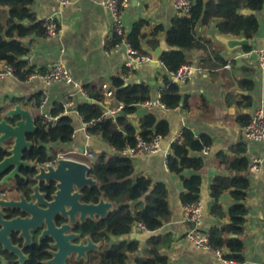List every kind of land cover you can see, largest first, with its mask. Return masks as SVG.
Listing matches in <instances>:
<instances>
[{
  "label": "crops",
  "instance_id": "crops-1",
  "mask_svg": "<svg viewBox=\"0 0 264 264\" xmlns=\"http://www.w3.org/2000/svg\"><path fill=\"white\" fill-rule=\"evenodd\" d=\"M33 9L40 21L54 18L60 33L55 38L33 35L22 40L29 50L25 56L26 68L34 69V73H44L54 62L62 61L83 92L70 84L48 85L40 76L27 81H21L14 76L0 79L2 107L10 110L22 105L32 111L35 117L39 115V97L42 101L47 100L50 108L55 104L65 105L74 101L75 111L70 116L73 119L75 137L68 144H53L50 148L81 150L89 147L95 153H112L113 149L100 137L93 135L90 141L87 140L82 131L83 119L78 111L79 106L88 103V100L95 102L88 96L91 87L102 88L104 83L111 84L112 78L121 76L125 68L124 63L128 56L126 46H108L113 39L111 15L102 7L101 0H79L67 6H62L55 0H34ZM255 15L259 29L250 39L255 41V44L249 46L251 50L243 48L231 55L216 39V35L221 34L218 30L220 20L213 19L208 24L200 21L196 26V34L199 38L211 42L212 46L207 51L194 49L187 52L189 63L202 67L203 71L196 72L191 80L179 85L183 97L187 99L186 102L174 109H149L158 120L168 121L170 134L164 138L160 152L140 155L132 158V161L137 177H149L154 182L167 186L171 216L157 232L142 230L137 225L130 235L124 236V240H136L140 244L139 251L130 255L127 264H136L138 257H146L149 240L165 234H171L173 239L169 248L161 250L168 258L167 264H225L213 253L189 242L186 236L195 227L201 232L209 233L214 227L230 223L228 217L222 220L212 216L210 212L214 203L211 193L214 179L220 175H235L220 166V154L225 153L235 158L238 155L233 152V148L243 145L246 152L242 156L248 161L251 156H262L264 143L246 141V126L242 124L245 117L252 119L257 108L264 106V71L259 66L257 54L258 50L264 49V6ZM177 16L179 15L174 0H131L130 7L123 14L130 31L139 21L149 23L144 29L147 37L143 41V48L151 54V58L158 48L162 49L163 53L173 49L167 43V32ZM156 26H162L163 31L157 37L159 46L154 49L148 43ZM221 58L226 65H221ZM150 63L133 71L125 80L128 85H150L152 99H155L161 94L163 77L168 75V71L161 62L156 67H151ZM247 99L252 102L248 108L243 106ZM132 122L139 127L140 117L132 118ZM185 128L191 129L196 137L207 134L213 138L210 148L191 153L193 157H201L204 160L203 169L198 173L190 169L183 172L186 178L195 174L202 177L199 202L203 217L198 225L187 221L186 206L181 202V195L185 192L182 177L172 173L167 164L172 145ZM246 176L251 186L244 202L248 211L246 221L243 233L239 236L245 246L244 261L240 264H264V167L261 172L253 174L248 169ZM233 200L235 199L227 192L220 202L228 209ZM112 240L114 243L121 241L120 238Z\"/></svg>",
  "mask_w": 264,
  "mask_h": 264
},
{
  "label": "trees",
  "instance_id": "trees-1",
  "mask_svg": "<svg viewBox=\"0 0 264 264\" xmlns=\"http://www.w3.org/2000/svg\"><path fill=\"white\" fill-rule=\"evenodd\" d=\"M193 6L187 16H177L167 32V43L172 50L166 51L161 56V63L167 69L168 75L163 77L161 88V100L168 109L180 106L186 97L182 95L181 87L172 79V74L184 64L189 63L188 51L194 49L207 51L212 43L199 38L196 34V26L201 21L208 24L213 19H219L218 30L221 34L252 39L259 29V22L256 15H245V9L260 11L264 6V0H192ZM34 0H0V70L3 65L14 68L15 76L21 81H27L34 74V69H27L23 59L29 52L23 43L28 36H47L45 21H40L33 9ZM149 25L147 21L137 22L128 35L132 47L140 54L151 57V54L144 50L143 41L146 39L144 29ZM163 31L162 26H156L151 33L149 46L156 49L159 46L157 38ZM121 39L114 36L109 43L114 48ZM251 50V47H245ZM221 65H226L224 59H220ZM133 70L123 68L122 75L113 77L112 88L115 90L114 99L124 102L125 115L120 116L116 122L102 120L95 127L90 129L92 135L98 136L108 144L112 153H95L90 176L98 181L93 188H86L83 191L85 203L97 204L102 198L115 204V209L105 219L88 220L85 224L79 225L78 231L83 237H90L94 243L100 244L101 248L88 254L87 260L76 261L70 259L68 264H127L131 254H136L140 249L138 241L113 242V238H120L130 235L134 227L143 224L146 230L157 232L165 222L170 219L169 191L167 186L161 182H154L145 176L137 177L133 161L120 153L126 148L133 147L137 143V136L151 141L155 136L167 137L170 134V125L167 120H158L157 116L148 111L140 117V124L137 127L131 115L145 102L152 99V87L145 83L128 85L127 78ZM102 88L93 86L88 96L95 100L94 103H83L78 111L85 121L98 119L103 113L102 103L105 100ZM38 106L42 100L37 98ZM243 105L248 108L252 102L247 99ZM14 104V103H13ZM51 112L58 115L63 112L62 104H55ZM7 107H2L0 101V121ZM18 118H8V122L15 125ZM251 121L245 117L242 124L247 126ZM36 130L27 135V139L33 146L26 149L23 159L33 164L46 163L53 159L56 150L51 149L53 144H68L72 141L75 132L73 119L70 115H62L55 125L44 124L40 115L35 116ZM213 138L210 135L202 134L196 137L195 133L188 128L182 131V136L172 145V152L168 155L167 164L169 170L181 175L185 192L181 195V202L187 206L199 201L202 187V177L195 174L190 178L183 176L185 170L200 172L204 167V160L201 157H193L192 152H201L210 148ZM14 140L10 139L0 144V162L4 161L12 153ZM238 156L231 158L225 153L219 156L220 166L224 170L234 172L235 175H220L216 177L211 186V193L214 203L211 207L212 216L220 219L229 218L230 223L220 227H214L209 231L210 243L216 250L223 252L228 260L238 263L244 261V242L239 236L242 235L246 221L247 208L244 204L251 182L246 176L249 169V161L243 157L246 147L243 145L233 148ZM21 173L25 179L18 177L13 180V186L22 189L29 179L36 174L33 167H23ZM35 182L32 181V184ZM55 188L47 189L49 196ZM27 195L31 188L25 189ZM229 192L236 204L228 209L220 202L225 193ZM11 217L14 214H10ZM236 235V237H231ZM14 244L22 245L18 235L12 237ZM172 235L165 234L152 237L149 242V249L146 257H138L136 264H167L168 258L161 250L169 248L172 244ZM51 240L34 242L24 248L28 256L26 264H49L52 258L50 252ZM0 254L6 260V264H18L17 258L10 252L4 251L0 245ZM0 264H3L0 261Z\"/></svg>",
  "mask_w": 264,
  "mask_h": 264
},
{
  "label": "water",
  "instance_id": "water-1",
  "mask_svg": "<svg viewBox=\"0 0 264 264\" xmlns=\"http://www.w3.org/2000/svg\"><path fill=\"white\" fill-rule=\"evenodd\" d=\"M245 15H255L256 11L245 9ZM217 41L224 46L228 54L241 50L245 47L255 44L246 37H237L232 35L218 34ZM163 55L162 49L158 48L152 55L151 67H156L161 62ZM24 60L26 57L23 58ZM84 101L86 98L82 96ZM88 103H94L87 101ZM148 113L147 108H139L137 112L131 115V118L137 119ZM8 118H18L15 125L8 122ZM36 130L35 117L29 109L22 105L7 110L0 121V144L7 140H14V146L11 155L0 163V176L6 174L13 167L15 168L4 182L15 176L20 175L22 167H36L23 159L26 149L33 146V143L27 139V135ZM91 167L87 164L73 161L60 160L56 167H41L40 175L36 180L40 182H58V191L53 196V201L46 198V195L40 193V187H35L33 199L38 202L27 203L24 198L21 202L0 201V206L5 209L9 207L22 208L28 212L31 217L15 218L12 220L4 218V214L0 213V245L5 251H10L20 257V264H25L27 258L23 255L22 250L15 246L11 240L13 233H20L21 237L26 239V244L31 242V231L37 233L43 229L41 241L46 237H50L54 243L52 245V258L49 264H68V259L74 254L77 260H87L88 254L101 248L100 244H96L90 237L81 240L82 234L74 232L78 230L79 224L83 225L88 220L105 219L110 212L115 209V204L106 201L104 198L97 204L83 202L84 189L93 188L98 185V181L90 176ZM236 204V200L232 201ZM41 205V206H40ZM63 218L66 222L62 226H58L56 220ZM124 237H120L124 241ZM81 240L80 243L75 241ZM0 261L6 264L4 258L0 255Z\"/></svg>",
  "mask_w": 264,
  "mask_h": 264
},
{
  "label": "built area",
  "instance_id": "built-area-1",
  "mask_svg": "<svg viewBox=\"0 0 264 264\" xmlns=\"http://www.w3.org/2000/svg\"><path fill=\"white\" fill-rule=\"evenodd\" d=\"M62 6H67L75 3L79 0H55ZM131 0H101L102 7L111 15L113 21V37L116 36L121 39L120 43L114 48H118L120 45H124L127 48V59L124 63V67L130 70H137L138 68L150 63L152 58L140 54L135 50L128 40L130 33L124 21V11L130 7ZM174 6L179 16H187L190 13V9L193 6L192 0H174ZM45 28L47 37L55 38L60 33V28L57 21L50 17L45 20ZM259 57V66L264 71V49L257 51ZM229 67V65H228ZM203 71L200 66L187 63L181 66L176 73H173L172 79L175 83L182 85L191 80L196 72ZM15 76V70L9 65H3L0 70V79L11 78ZM40 76L45 80L48 85L57 83H65L72 85L75 89L83 92L80 85L75 83L68 67L62 61L54 62L46 72L34 73L31 78ZM102 94L106 101H103V113L98 119H92L85 121L83 118L82 131L84 132L88 141H90L93 135L90 133V129L95 127L99 121L112 120L116 122L120 116L125 115V103L114 99L115 90L110 83H104L102 86ZM64 110L62 113L55 115L51 112V108L48 105L47 100L41 102L39 106V115L42 117L44 124L53 126L59 120L62 115H70L75 111V102L69 101L63 105ZM141 107L149 109H162L168 110L167 106L161 100V94L157 98L151 99L145 102ZM182 136V132L178 134L176 140ZM75 137V132L72 138ZM244 137L246 141L252 143H264V106L261 105L257 108L255 114L252 116L250 123L245 127ZM162 135L155 136L151 141L143 139L140 135L137 136V143L133 147H129L121 151V155L124 157L135 158L140 155L155 154L161 151L162 143L164 141ZM95 154L89 147L79 149L64 150L58 154L54 161L46 163L44 166H56L60 160H73L87 164L92 168ZM264 167V149L262 156H251L249 158V171L253 173L261 172ZM187 221L198 225L203 217V209L200 202L187 205L185 207ZM138 227L142 230H146L143 224H139ZM264 228V226H263ZM187 240L194 244L198 248L205 249L213 253L216 257L223 260L225 264H240L234 260H228L224 257V254L220 250H216L210 243V236L208 233L201 232L197 227L193 228L186 236Z\"/></svg>",
  "mask_w": 264,
  "mask_h": 264
},
{
  "label": "flooded vegetation",
  "instance_id": "flooded-vegetation-1",
  "mask_svg": "<svg viewBox=\"0 0 264 264\" xmlns=\"http://www.w3.org/2000/svg\"><path fill=\"white\" fill-rule=\"evenodd\" d=\"M13 149V148H12ZM52 149V148H51ZM55 150V149H54ZM58 151V152H57ZM62 151H64V150H62V149H59V150H56V155L54 156V158L53 159H51V160H49L48 162H50V161H54L56 158H57V156H58V154L59 153H61ZM3 162V161H2ZM48 162H46V163H48ZM59 162V161H58ZM1 163V162H0ZM30 163V162H29ZM46 163H37V164H34L36 167H34L35 169H36V174L34 175V177L32 178V179H29L27 182H26V184H25V186L22 188V189H20V188H18V187H16V186H13V180H15L16 178H18V177H22V178H24L25 179V177H24V175L21 173V171H20V175H18V176H15L14 178H12V179H9L8 181H6V182H4V179H5V177H7L15 168L13 167L12 169H10V171H8L6 174H4V175H1L0 176V201H15V202H21L23 199L22 198H24L25 200H26V202L27 203H37L38 201L37 200H35V199H33V195H34V193H35V187H37V186H39L40 187V193L41 194H44V195H46V198L47 199H49L50 201H53V196L54 195H56V193H57V191H58V188H57V185H58V182H40V181H38V180H36V178L38 177V175H40V168L41 167H43V168H45V169H47L48 167H50V166H47V167H45L44 165L46 164ZM30 164H33V163H30ZM58 165V164H57ZM56 165V166H57ZM55 166V167H56ZM31 167V166H30ZM51 167H54V166H51ZM23 168V167H22ZM22 168H21V170H22ZM32 181H34L35 183L34 184H32ZM31 188V193L29 194V195H27L26 194V192H25V189H27V188ZM55 188V190H54V192H53V194L51 195V196H49V194H48V192L46 191L47 189H50V188ZM84 202V201H83ZM41 206V205H40ZM3 213L4 214V218H6V219H9V220H12V219H15V218H19V217H21V218H28V217H31V215L28 213V212H26V211H24L22 208H13V207H9V208H5V209H3L1 206H0V213ZM10 214H14V216L13 217H11L10 216ZM56 222H57V225L60 227V226H62L63 224H65V223H69V222H66V220H64L63 218H59V219H57L56 220ZM79 225H81V224H79ZM45 228L46 227H44L43 229H41V230H39L37 233H34L33 231H31V242L29 243V244H26V239L24 238V237H21L20 236V233H13L12 235H11V240H12V237H13V235L14 234H16V235H18V237H19V239L22 241V245H20V244H14L15 246H18L21 250H22V252H23V255L27 258V260H28V256L25 254V252H24V248H26V247H28V246H30V245H32L34 242H42V241H45V240H47V239H50L51 240V249H50V252L52 253V245H53V243H54V241L50 238V237H46L44 240H42L41 241V236H42V234H43V231L45 230ZM0 229H1V227H0ZM74 232H76V233H78V234H81L78 230L76 231H74ZM87 237H83L82 236V238H81V240H85ZM81 240H77V241H75V243H80L81 242ZM12 242H13V240H12ZM2 248H3V250H4V247L3 246H1ZM5 251V250H4ZM7 252H10V251H7ZM11 253V252H10ZM13 255H15L16 256V258H17V262H18V264H20V257L18 256V255H16V254H14V253H12ZM1 255V254H0ZM2 256V255H1ZM3 257V256H2ZM4 258V257H3ZM70 259H74V260H76V261H81V260H77V255L76 254H74L73 256H71L69 259H68V261L70 260ZM5 260V259H4ZM27 260H26V263H27ZM6 261V260H5ZM85 261V260H84ZM25 263V264H26Z\"/></svg>",
  "mask_w": 264,
  "mask_h": 264
}]
</instances>
